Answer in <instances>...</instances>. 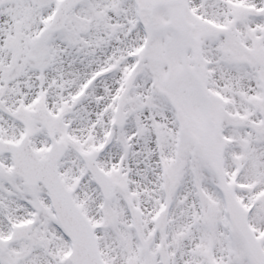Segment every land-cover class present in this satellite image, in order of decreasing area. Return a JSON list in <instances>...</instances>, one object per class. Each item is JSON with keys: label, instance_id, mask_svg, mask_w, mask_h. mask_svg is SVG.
<instances>
[{"label": "snow or ice", "instance_id": "obj_1", "mask_svg": "<svg viewBox=\"0 0 264 264\" xmlns=\"http://www.w3.org/2000/svg\"><path fill=\"white\" fill-rule=\"evenodd\" d=\"M0 264H264V0H0Z\"/></svg>", "mask_w": 264, "mask_h": 264}]
</instances>
